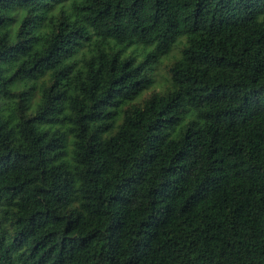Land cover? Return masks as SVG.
<instances>
[{
  "label": "trees",
  "instance_id": "obj_1",
  "mask_svg": "<svg viewBox=\"0 0 264 264\" xmlns=\"http://www.w3.org/2000/svg\"><path fill=\"white\" fill-rule=\"evenodd\" d=\"M10 221L0 264H264V0H0Z\"/></svg>",
  "mask_w": 264,
  "mask_h": 264
},
{
  "label": "rangeland",
  "instance_id": "obj_2",
  "mask_svg": "<svg viewBox=\"0 0 264 264\" xmlns=\"http://www.w3.org/2000/svg\"><path fill=\"white\" fill-rule=\"evenodd\" d=\"M151 50L150 48H143L141 46H133L128 50V53H135L136 55L139 56V58H142V55ZM177 54V52H174V55ZM173 59V56L166 58L162 61V63L160 65H158V67H155V75H156V79H157V86L154 87L151 91H149L148 93H145L143 96L147 97L150 92H152L153 90H159L161 89V86L165 83V80L167 78H169V65L171 63Z\"/></svg>",
  "mask_w": 264,
  "mask_h": 264
},
{
  "label": "clouds",
  "instance_id": "obj_3",
  "mask_svg": "<svg viewBox=\"0 0 264 264\" xmlns=\"http://www.w3.org/2000/svg\"><path fill=\"white\" fill-rule=\"evenodd\" d=\"M13 211H16L15 209H13ZM12 222H8V223H2L0 224V232H7L9 236H11L15 231L16 228L15 227H10V224Z\"/></svg>",
  "mask_w": 264,
  "mask_h": 264
}]
</instances>
